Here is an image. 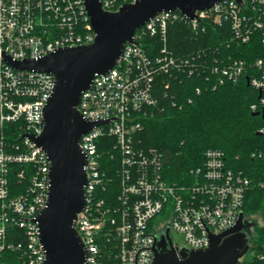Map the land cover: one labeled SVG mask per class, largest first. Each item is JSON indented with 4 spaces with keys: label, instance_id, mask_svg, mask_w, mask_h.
I'll use <instances>...</instances> for the list:
<instances>
[{
    "label": "built area",
    "instance_id": "2783aa9c",
    "mask_svg": "<svg viewBox=\"0 0 264 264\" xmlns=\"http://www.w3.org/2000/svg\"><path fill=\"white\" fill-rule=\"evenodd\" d=\"M134 1L101 0L108 11ZM180 19L194 30L206 31L207 21L227 24L237 45L263 47L262 56L254 59L217 57L211 72L215 86L237 82L248 72V83L259 91L251 109L260 116L264 112V0H222L197 10L193 19L180 11L161 12L141 27L117 64L95 76L78 105L88 121H104L80 139L88 158L87 206L75 226L88 249L85 264H152L155 243L167 228L179 250L203 249L210 245L211 233L231 228L243 212L250 179L226 164L222 150L207 149L203 165L191 170V180L178 183L165 177L160 151L136 143L143 118L158 103L156 75L186 67L195 71L190 58H178L167 47L168 25ZM146 33L158 34L164 42L153 56L140 41ZM95 36L85 0H0V258L6 250H22L24 264H43L46 258L36 219L48 202L50 161L32 136L43 132L44 108L55 88L54 75L18 71L2 52L14 60L38 59L60 48L90 44ZM7 124L15 125V141L6 139ZM259 132L264 134V126ZM105 137L114 138L120 155L119 209L96 195L108 180L99 151ZM13 176L19 184L11 182ZM258 256L264 260V250ZM244 257L239 264H245Z\"/></svg>",
    "mask_w": 264,
    "mask_h": 264
},
{
    "label": "trees",
    "instance_id": "16d2710c",
    "mask_svg": "<svg viewBox=\"0 0 264 264\" xmlns=\"http://www.w3.org/2000/svg\"><path fill=\"white\" fill-rule=\"evenodd\" d=\"M206 24L205 31L194 30L184 19L169 23L168 49L178 58H190L195 71L191 74L186 67L156 75L154 94L158 103L143 118L136 143L139 147L160 151L165 177L178 183L191 180V170L203 165L207 149L222 150L226 164L250 179L244 217L260 213L263 220L247 226L252 235L242 263L264 264L258 256L264 250V156L260 155L264 151V134H259L264 118L253 115L251 109V105L259 101V91L248 83V72L237 82L217 86L211 72L217 57L227 60L232 55L254 59L262 56L263 47L255 42L237 45L231 40L227 24L217 25L211 21ZM140 31L141 28L137 34ZM140 41L152 56L164 43L160 35L148 33ZM5 133L9 141L18 138L14 124L5 125ZM101 140L107 141L99 151L108 180L97 189L96 195L113 209H119L123 206L119 198L120 155L113 137ZM11 182L19 184L14 176ZM22 257V250H6L0 264H24Z\"/></svg>",
    "mask_w": 264,
    "mask_h": 264
},
{
    "label": "water",
    "instance_id": "95a60500",
    "mask_svg": "<svg viewBox=\"0 0 264 264\" xmlns=\"http://www.w3.org/2000/svg\"><path fill=\"white\" fill-rule=\"evenodd\" d=\"M220 1L136 0L123 4L117 11H108L101 0H85L96 32L90 44L60 48L38 59L14 60L2 52L4 61L18 71L46 72L55 77L54 91L44 108L43 132L32 136L50 161L48 202L36 219L46 252L43 264H85L88 256L75 226L78 214L87 206L88 158L80 147V139L104 121H88L81 114L78 105L82 93L96 75L107 73L117 64L126 44L135 41L137 30L157 14L180 11L193 19L197 10ZM261 117L264 118V112ZM248 225L241 212L234 226L210 234L208 247L192 250L174 246L167 228L165 237L155 243L152 264H239L249 250Z\"/></svg>",
    "mask_w": 264,
    "mask_h": 264
},
{
    "label": "rangeland",
    "instance_id": "374dc122",
    "mask_svg": "<svg viewBox=\"0 0 264 264\" xmlns=\"http://www.w3.org/2000/svg\"><path fill=\"white\" fill-rule=\"evenodd\" d=\"M245 221H248L249 224H254V223H256V222H257V223H262V222H263L260 213L255 214V215H251V216H246V217H245ZM172 235H173V237H174L176 240L178 239L177 234H175V233L173 232ZM250 235H252L251 232H250Z\"/></svg>",
    "mask_w": 264,
    "mask_h": 264
},
{
    "label": "flooded vegetation",
    "instance_id": "af4514ba",
    "mask_svg": "<svg viewBox=\"0 0 264 264\" xmlns=\"http://www.w3.org/2000/svg\"><path fill=\"white\" fill-rule=\"evenodd\" d=\"M247 231L249 230L248 227H246Z\"/></svg>",
    "mask_w": 264,
    "mask_h": 264
}]
</instances>
